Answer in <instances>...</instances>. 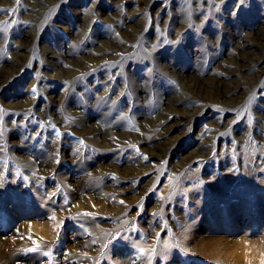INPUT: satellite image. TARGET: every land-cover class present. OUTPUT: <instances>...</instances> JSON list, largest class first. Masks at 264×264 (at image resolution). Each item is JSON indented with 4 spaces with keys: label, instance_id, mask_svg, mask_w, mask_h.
Here are the masks:
<instances>
[{
    "label": "rangeland",
    "instance_id": "rangeland-1",
    "mask_svg": "<svg viewBox=\"0 0 264 264\" xmlns=\"http://www.w3.org/2000/svg\"><path fill=\"white\" fill-rule=\"evenodd\" d=\"M237 3L0 0V264H264V0Z\"/></svg>",
    "mask_w": 264,
    "mask_h": 264
},
{
    "label": "bare ground",
    "instance_id": "bare-ground-1",
    "mask_svg": "<svg viewBox=\"0 0 264 264\" xmlns=\"http://www.w3.org/2000/svg\"><path fill=\"white\" fill-rule=\"evenodd\" d=\"M120 18H121V17H120ZM30 171H31V170H30ZM36 173H37V172H36ZM40 173H41V172H40ZM35 178H37V177L35 176ZM35 178H34V179H35ZM42 179H43V178H42ZM37 180H38V178H37ZM38 182H40V181H38ZM39 184H40V183H39ZM65 186H66V185H65ZM66 188H67V187H66ZM67 189H68V188H67ZM40 193H41V192H40ZM99 194H100V193H99ZM102 195H103V194H102ZM104 195H105V194H104ZM42 196H43V195H42ZM40 198H41V197H40ZM42 198H43V197H42ZM43 199H44V198H43ZM96 202H98V201H96ZM99 205H100V204H99ZM12 208H13V210H16V204H13V207H12ZM42 214H43V213H42ZM42 214H41V215H42ZM35 215H38V214L36 213ZM41 225H42L41 227H42L43 231L45 232V234H46V235H49V233H50L49 231H50V230L45 228L46 225H44V224H41ZM20 264H21V263H20Z\"/></svg>",
    "mask_w": 264,
    "mask_h": 264
},
{
    "label": "snow or ice",
    "instance_id": "snow-or-ice-1",
    "mask_svg": "<svg viewBox=\"0 0 264 264\" xmlns=\"http://www.w3.org/2000/svg\"><path fill=\"white\" fill-rule=\"evenodd\" d=\"M246 3V0H238L237 3V8H239V6L244 5ZM33 92H35V89H33Z\"/></svg>",
    "mask_w": 264,
    "mask_h": 264
}]
</instances>
